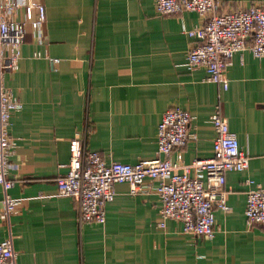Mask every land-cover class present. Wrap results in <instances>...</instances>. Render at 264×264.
<instances>
[{"label": "crops", "instance_id": "0c3cea01", "mask_svg": "<svg viewBox=\"0 0 264 264\" xmlns=\"http://www.w3.org/2000/svg\"><path fill=\"white\" fill-rule=\"evenodd\" d=\"M36 1L46 22L40 33L26 26L17 71L4 79L22 103L8 125L15 143L8 195L18 204L9 227L0 218V241L10 228L15 264H264V228L244 222L247 191L264 188V59L249 50L234 54L223 89L205 80L204 68L187 69L197 40L182 29L203 23L194 11L159 16L153 0ZM218 1L228 12L258 0ZM216 106L249 162L225 175L229 210L214 211L212 239L185 233L171 219L159 227L161 202L150 178L142 196L115 183L104 223L77 228L74 201L56 188L72 137H84L105 164L155 159L160 116L178 107L193 116L188 133L195 139L171 157L191 163L212 156L208 118ZM2 198L0 188V214Z\"/></svg>", "mask_w": 264, "mask_h": 264}, {"label": "built area", "instance_id": "2783aa9c", "mask_svg": "<svg viewBox=\"0 0 264 264\" xmlns=\"http://www.w3.org/2000/svg\"><path fill=\"white\" fill-rule=\"evenodd\" d=\"M154 12L159 16L194 11L203 20L202 25L182 29L183 34L197 40L187 53V69L204 68L206 81L227 86L226 66L234 54L249 50L256 59H264V0L247 8L220 12L218 0H153ZM22 13L23 17H20ZM46 19L44 4L36 0H0V188L3 210L0 218L9 227L10 216L18 201L8 195L13 179L8 174L13 167L9 159L15 146L8 136L11 115L22 108V103L4 85L7 73L17 71L24 43L26 26L40 33ZM193 116L174 107L164 111L156 130V158L137 163L111 162L105 164L96 151L87 150L85 142L72 137L69 161L65 172L57 178L58 194L68 196L76 205V226L81 231L87 223L103 224L104 205L113 195V185L128 184L133 195H146L149 187L145 179L157 182L154 188L160 199L159 227L164 220L179 221L183 231L205 239L215 233L214 211L227 212V191L224 188L228 171L242 172L248 167L249 157L241 150L237 137L227 121L219 115L218 106L209 115L214 130L212 156L195 158L191 163L173 161L171 153L195 139L188 128ZM89 115L84 117L88 130ZM247 184H252L250 179ZM244 218L246 226L264 228V188L254 186L246 193ZM0 241V264H15V251L10 228Z\"/></svg>", "mask_w": 264, "mask_h": 264}]
</instances>
